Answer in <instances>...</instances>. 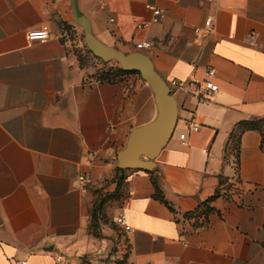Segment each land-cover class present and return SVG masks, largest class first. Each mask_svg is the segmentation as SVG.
<instances>
[{
	"label": "crops",
	"instance_id": "1",
	"mask_svg": "<svg viewBox=\"0 0 264 264\" xmlns=\"http://www.w3.org/2000/svg\"><path fill=\"white\" fill-rule=\"evenodd\" d=\"M78 2L99 39L146 53L167 82L213 67L219 90L173 93L158 192L145 169L117 188V152L155 114L150 86L82 63L71 0H0V264H264V0ZM43 26L48 39L27 38Z\"/></svg>",
	"mask_w": 264,
	"mask_h": 264
},
{
	"label": "water",
	"instance_id": "2",
	"mask_svg": "<svg viewBox=\"0 0 264 264\" xmlns=\"http://www.w3.org/2000/svg\"><path fill=\"white\" fill-rule=\"evenodd\" d=\"M71 7L89 50L104 61H118L124 70L139 72L150 86L155 104L154 117L131 130L125 145L117 152L116 165L123 169L154 170L157 166L155 159L173 136L178 121V104L168 82L146 53L124 51L99 39L78 0H71Z\"/></svg>",
	"mask_w": 264,
	"mask_h": 264
},
{
	"label": "built area",
	"instance_id": "3",
	"mask_svg": "<svg viewBox=\"0 0 264 264\" xmlns=\"http://www.w3.org/2000/svg\"><path fill=\"white\" fill-rule=\"evenodd\" d=\"M146 7L152 11V21L153 22H159L165 17V11L164 9L154 6L151 3L146 4ZM150 25V22H144L140 23L138 26L140 27H147ZM205 25L207 27L206 33L209 31L210 27L212 26V19L207 18L205 20ZM201 28H196V32H201ZM49 37V31L47 26H43L41 28L37 29H30L27 32V38L29 40H41L44 41L48 39ZM136 47L138 49H147L153 47V42L149 40L140 41L136 43ZM215 69L213 67L208 68L206 71V77L203 79H199L196 76H191L187 79H171L168 82V85L174 93L177 90L181 89H188L190 93L195 96L199 101H205L207 100L211 95L216 93L219 90L218 85L212 80L215 76ZM187 125L189 128L193 129L194 131H197L200 127V123L194 118H190L187 120ZM186 133H181L180 138L184 139ZM81 179H83V176H80ZM116 222L119 226H121L124 230H130L131 225L128 223V220L123 212H120L118 216L116 217ZM64 257L62 254H58L56 256L57 262L60 264L63 261ZM18 264H28L27 260L19 261Z\"/></svg>",
	"mask_w": 264,
	"mask_h": 264
},
{
	"label": "rangeland",
	"instance_id": "4",
	"mask_svg": "<svg viewBox=\"0 0 264 264\" xmlns=\"http://www.w3.org/2000/svg\"><path fill=\"white\" fill-rule=\"evenodd\" d=\"M70 37L75 45V49L81 52V60L82 63L90 68H92L94 71H99L100 69L108 68V67H121V64L116 60H110V61H104L101 58L94 56L89 49L86 46V43L83 38V31L80 25L73 23V26L70 27ZM122 68V67H121ZM109 186L113 185V178L108 181ZM103 193H106L104 196V199H108L110 196L107 191H104ZM112 200L106 203V210L108 208H111L113 205L111 204Z\"/></svg>",
	"mask_w": 264,
	"mask_h": 264
},
{
	"label": "trees",
	"instance_id": "5",
	"mask_svg": "<svg viewBox=\"0 0 264 264\" xmlns=\"http://www.w3.org/2000/svg\"><path fill=\"white\" fill-rule=\"evenodd\" d=\"M114 71H117V72H136V73H139L137 71H127V70H124L121 67H116V68L115 67L114 68L111 67L108 71L101 73L100 74V77H102V78H110V77L113 76L112 74H113ZM115 170H116V175L118 177V183H117V188H118V186L120 185V181L122 180V177H120L118 175H119V173L123 172L124 169L116 166ZM150 172H151V177L153 179V182L155 183V186H156L157 192H158L159 191V184H158V173H157V170L155 169V170L150 171ZM218 194H219V191H218ZM99 201H100V199H99ZM99 201H97V204H98Z\"/></svg>",
	"mask_w": 264,
	"mask_h": 264
}]
</instances>
